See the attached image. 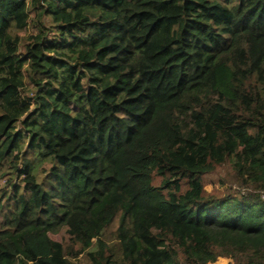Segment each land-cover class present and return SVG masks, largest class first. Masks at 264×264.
I'll return each mask as SVG.
<instances>
[{
  "label": "trees",
  "instance_id": "16d2710c",
  "mask_svg": "<svg viewBox=\"0 0 264 264\" xmlns=\"http://www.w3.org/2000/svg\"><path fill=\"white\" fill-rule=\"evenodd\" d=\"M2 168L0 264H264V0H0Z\"/></svg>",
  "mask_w": 264,
  "mask_h": 264
},
{
  "label": "rangeland",
  "instance_id": "374dc122",
  "mask_svg": "<svg viewBox=\"0 0 264 264\" xmlns=\"http://www.w3.org/2000/svg\"><path fill=\"white\" fill-rule=\"evenodd\" d=\"M5 171V168H2V170L0 169V172L3 173ZM230 169L228 167H224V168H219L218 171L213 174V175H209L206 176L204 178V182L206 185V189L208 191L212 190H217L218 188L220 190H229V191H238L239 188L231 183V177H230ZM223 184V187H220V184ZM114 227H110L108 228L106 231L103 232L102 234V238L103 240H105L108 244L112 245L114 242L113 239V234H112V230ZM49 237L57 242H61L64 243L67 241V236H66V228H62L58 233H50ZM96 243L95 240L92 242L91 247L88 249V251H94L96 250ZM74 264H87V262L84 260V258L82 257V255H80L78 257V259L73 260ZM216 264H225L224 261L220 260L218 263Z\"/></svg>",
  "mask_w": 264,
  "mask_h": 264
}]
</instances>
